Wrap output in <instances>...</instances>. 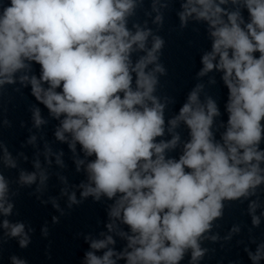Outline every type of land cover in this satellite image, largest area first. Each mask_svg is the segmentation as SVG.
Instances as JSON below:
<instances>
[{
    "label": "clouds",
    "instance_id": "clouds-1",
    "mask_svg": "<svg viewBox=\"0 0 264 264\" xmlns=\"http://www.w3.org/2000/svg\"><path fill=\"white\" fill-rule=\"evenodd\" d=\"M147 4L0 0V260L9 241L21 250L32 243L31 222L11 219L28 189L58 213L40 226L43 239L86 201L103 205L105 218L96 222L103 227L76 233L87 245L79 264H183L186 256L188 264H202L216 253L204 241L224 249L245 229L236 245L250 264H264V231H254L264 223V0ZM138 9L142 22L132 19ZM173 10L181 32L192 22L204 25L210 50L200 52L196 82L178 114L166 119L176 97L167 91L160 33ZM214 72L226 89V123L219 101L205 92L204 77L207 87L217 84ZM9 89H28L35 101L29 121L19 122L27 136L15 153L3 137L13 128ZM181 144L178 158L170 155ZM11 171L14 177L6 175ZM245 203L250 226L234 222L221 235L226 210ZM8 262L29 264L17 254Z\"/></svg>",
    "mask_w": 264,
    "mask_h": 264
}]
</instances>
